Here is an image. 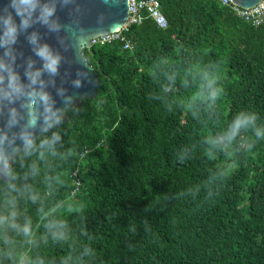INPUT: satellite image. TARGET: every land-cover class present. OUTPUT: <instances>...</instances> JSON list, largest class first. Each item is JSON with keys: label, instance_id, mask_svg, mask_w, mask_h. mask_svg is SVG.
Segmentation results:
<instances>
[{"label": "trees", "instance_id": "1", "mask_svg": "<svg viewBox=\"0 0 264 264\" xmlns=\"http://www.w3.org/2000/svg\"><path fill=\"white\" fill-rule=\"evenodd\" d=\"M158 2L166 29L85 51L100 86L35 141L56 154L12 160L38 199L17 196L32 235L0 234V264H264V24Z\"/></svg>", "mask_w": 264, "mask_h": 264}, {"label": "water", "instance_id": "2", "mask_svg": "<svg viewBox=\"0 0 264 264\" xmlns=\"http://www.w3.org/2000/svg\"><path fill=\"white\" fill-rule=\"evenodd\" d=\"M262 1L264 0H229L232 5L243 10L254 8ZM6 3L8 0H0V9H3ZM40 3L55 9L49 23L36 20L27 29L20 30L15 43L0 46V62L9 64L20 76L21 82L27 84L26 72L43 67V60L36 54V50L48 45L54 54L59 55L60 62L54 76L47 73L42 75L41 78L45 81L44 90L54 101L53 110H58L60 121L67 120L68 111L74 107L80 108L83 100L96 97L100 84L93 69L88 66L84 53L90 48L92 39L116 33L126 26L128 0H40ZM33 35L36 37L35 43L31 39ZM6 51H10V55L6 56ZM76 81H79V85ZM11 108L18 111V123L9 127ZM28 120L27 109L20 108L19 102L8 104L0 100V135H6L8 140H13L14 135L27 130L33 134L35 142L45 133L43 117L37 120L34 127L28 126ZM59 123H54L48 131ZM12 147L18 151L13 153L5 141L6 152L10 155L9 164L16 155L23 152V141L15 139ZM8 180L9 178L0 172V181Z\"/></svg>", "mask_w": 264, "mask_h": 264}, {"label": "clouds", "instance_id": "3", "mask_svg": "<svg viewBox=\"0 0 264 264\" xmlns=\"http://www.w3.org/2000/svg\"><path fill=\"white\" fill-rule=\"evenodd\" d=\"M54 10L53 6L43 5L40 0H8L3 9H0V30H2L0 46H10L15 43L18 32L27 29L36 20L48 24ZM31 39L35 43V35ZM36 54L43 60V67L36 71L26 72L27 84L21 82L20 76L9 64L0 62V70H2L0 71V100L6 101L8 104L19 102L20 108L27 109L28 126L30 127H34L37 120L43 117V131L47 133L54 123L60 122V117L57 115L58 110H53L54 101L50 94L44 90L45 81L41 77L44 73L50 76L57 73L60 57L54 54L48 45L39 47ZM5 55H10V51H6ZM31 68L32 62L29 63V69ZM76 84L79 85V81H76ZM10 111L9 127L18 123L17 109L11 108ZM17 138L23 141V156L36 153L39 159H43L46 152L52 155L56 154L53 145L59 136L55 134L51 138L45 136L37 144L34 142L33 134L27 130L14 135L13 140H8L6 135H0V172L9 178L6 185H0V209H2L0 211V234H3L5 240H7L9 232L30 240L31 223L22 221L19 217L16 211V200L17 196H23L24 199L35 203L38 197L30 186L26 185L20 189L13 183L17 180V175L10 167V155L6 152L5 141H7V147L12 148V152L15 153L18 149L12 145ZM45 227L52 233L53 238H63L64 224L62 222H49Z\"/></svg>", "mask_w": 264, "mask_h": 264}, {"label": "built area", "instance_id": "4", "mask_svg": "<svg viewBox=\"0 0 264 264\" xmlns=\"http://www.w3.org/2000/svg\"><path fill=\"white\" fill-rule=\"evenodd\" d=\"M224 7H228L235 16L253 27L264 24V1L254 8L243 10L232 5L229 0H214ZM151 20L159 29H166L167 21L161 13L158 0H128V22L122 30L92 39L90 48L97 45H107L114 42L123 43L124 50H131V44L125 39L123 31L130 25H140L145 20Z\"/></svg>", "mask_w": 264, "mask_h": 264}]
</instances>
